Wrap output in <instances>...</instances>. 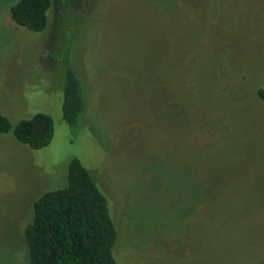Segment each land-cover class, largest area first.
I'll return each mask as SVG.
<instances>
[{"label":"rangeland","instance_id":"rangeland-1","mask_svg":"<svg viewBox=\"0 0 264 264\" xmlns=\"http://www.w3.org/2000/svg\"><path fill=\"white\" fill-rule=\"evenodd\" d=\"M18 1L0 0V114L13 129L47 114L55 134L41 150L0 135V264H29L34 204L74 159L110 199L125 264H264V0H88L76 135L62 77L75 16L52 0L31 32Z\"/></svg>","mask_w":264,"mask_h":264},{"label":"trees","instance_id":"trees-1","mask_svg":"<svg viewBox=\"0 0 264 264\" xmlns=\"http://www.w3.org/2000/svg\"><path fill=\"white\" fill-rule=\"evenodd\" d=\"M87 2L60 0L57 6L75 16L62 62L63 120L74 135L81 129L87 110L85 83L73 61L75 42L87 27L83 15ZM52 8V0H19L10 8L11 19L28 31L43 33L49 27ZM260 96L264 99V89ZM12 129L8 117L0 114V135ZM13 134L20 144L41 150L53 141L54 121L38 113L21 121ZM119 236L109 197L84 165L74 159L69 164L66 186L46 192L34 204L26 228L29 264H125L117 252Z\"/></svg>","mask_w":264,"mask_h":264}]
</instances>
